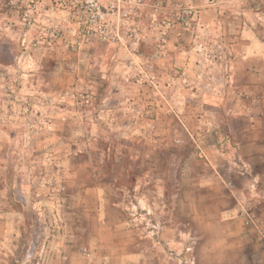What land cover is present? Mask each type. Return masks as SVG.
Instances as JSON below:
<instances>
[{
  "label": "rangeland",
  "instance_id": "obj_1",
  "mask_svg": "<svg viewBox=\"0 0 264 264\" xmlns=\"http://www.w3.org/2000/svg\"><path fill=\"white\" fill-rule=\"evenodd\" d=\"M0 128V264H264V0H0Z\"/></svg>",
  "mask_w": 264,
  "mask_h": 264
},
{
  "label": "crops",
  "instance_id": "obj_2",
  "mask_svg": "<svg viewBox=\"0 0 264 264\" xmlns=\"http://www.w3.org/2000/svg\"><path fill=\"white\" fill-rule=\"evenodd\" d=\"M263 55V54H262ZM12 118L14 117V116H11ZM0 132L3 134H6L7 132H6V130L5 129H3V128H0Z\"/></svg>",
  "mask_w": 264,
  "mask_h": 264
},
{
  "label": "built area",
  "instance_id": "obj_3",
  "mask_svg": "<svg viewBox=\"0 0 264 264\" xmlns=\"http://www.w3.org/2000/svg\"><path fill=\"white\" fill-rule=\"evenodd\" d=\"M191 11H188V13H190ZM184 22H186V23H188L189 21H188V19L187 20H185Z\"/></svg>",
  "mask_w": 264,
  "mask_h": 264
}]
</instances>
